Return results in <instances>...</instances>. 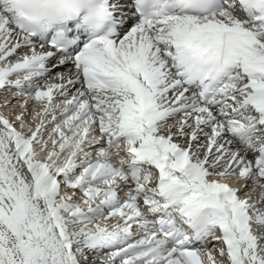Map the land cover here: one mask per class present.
Returning a JSON list of instances; mask_svg holds the SVG:
<instances>
[{"label":"snow or ice","instance_id":"1","mask_svg":"<svg viewBox=\"0 0 264 264\" xmlns=\"http://www.w3.org/2000/svg\"><path fill=\"white\" fill-rule=\"evenodd\" d=\"M0 264H264V0H0Z\"/></svg>","mask_w":264,"mask_h":264}]
</instances>
